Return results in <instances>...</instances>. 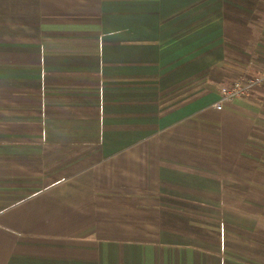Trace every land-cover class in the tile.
<instances>
[{
  "label": "crops",
  "instance_id": "obj_1",
  "mask_svg": "<svg viewBox=\"0 0 264 264\" xmlns=\"http://www.w3.org/2000/svg\"><path fill=\"white\" fill-rule=\"evenodd\" d=\"M264 0H0V264H264Z\"/></svg>",
  "mask_w": 264,
  "mask_h": 264
},
{
  "label": "built area",
  "instance_id": "obj_2",
  "mask_svg": "<svg viewBox=\"0 0 264 264\" xmlns=\"http://www.w3.org/2000/svg\"><path fill=\"white\" fill-rule=\"evenodd\" d=\"M262 88H264V69L254 75L244 74L221 89L220 101L214 106L221 111L226 102L247 98L257 89Z\"/></svg>",
  "mask_w": 264,
  "mask_h": 264
}]
</instances>
